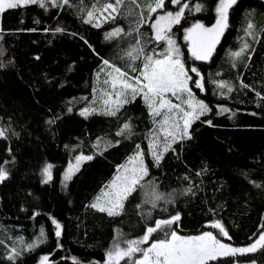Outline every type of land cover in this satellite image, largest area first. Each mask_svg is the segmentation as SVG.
I'll return each instance as SVG.
<instances>
[{"label":"trees","instance_id":"obj_1","mask_svg":"<svg viewBox=\"0 0 264 264\" xmlns=\"http://www.w3.org/2000/svg\"><path fill=\"white\" fill-rule=\"evenodd\" d=\"M182 2L190 7L200 3L203 10H185L170 34L192 77V92L211 112L195 121L191 139L173 143L158 165L149 148L155 123L141 96L121 106L115 115L89 111L84 116L81 112L92 102L98 76L105 68L119 67L138 75L129 65L140 69L143 58L132 62L128 51L138 40L149 54L161 47L163 42L157 45L151 40L150 25L158 15L175 12L178 6L166 0V8L140 27L143 36L134 29L138 14L147 17L148 13L140 8L130 15L127 4L119 15L113 14L115 19L99 27L93 26L95 20L84 22L97 0H70L62 7L32 4L0 13V130L5 132L0 137V167L7 172L0 182V264H40L43 256L49 257L47 264H73L74 260L105 264L118 238L139 239L154 220L174 214L181 219L168 231L218 235L210 227L218 220L231 236L230 240L219 238L232 246L249 245L264 232V99L256 95L264 97V0H237L229 10L228 27L207 61L192 57L184 34L197 22L211 27L218 0ZM249 22L255 26V39L245 32ZM58 27L64 31L56 32ZM117 28L123 30L120 35L106 38ZM245 42L250 45L247 53L239 59L232 57ZM201 77L203 88H196L193 81ZM220 82H227L232 90L221 89ZM221 108L230 111L221 114ZM209 120L211 125L206 123ZM126 123L131 134L117 135ZM137 145L148 169L141 182L146 187H137L118 215L91 207L117 169L135 155ZM227 149L239 154L240 160L234 161ZM82 154L93 159L82 161L65 181L69 164ZM49 164L50 179L45 182L43 169ZM153 184L166 198L157 201L155 208L146 202L152 198ZM53 218L62 225L59 238ZM41 228L44 242L27 248ZM164 238L163 232H157L151 242ZM13 250L19 252L14 260L9 259ZM251 261L264 264V250L212 264Z\"/></svg>","mask_w":264,"mask_h":264},{"label":"snow or ice","instance_id":"obj_2","mask_svg":"<svg viewBox=\"0 0 264 264\" xmlns=\"http://www.w3.org/2000/svg\"><path fill=\"white\" fill-rule=\"evenodd\" d=\"M69 2L70 0H0V13L7 9H16L32 4L46 7V4L50 3L53 7H62L68 5ZM170 2L178 6V10L175 12L167 11L163 15H158L150 25L153 33L151 40L155 41L157 45L163 42L165 44L164 50L156 52L153 49L152 54H149L145 45L138 40L136 46L130 49L127 55L132 62L143 58V67L137 69L134 64L129 65L131 72H138V75H129L127 71H122L119 67H113V71L108 73V79L104 81L105 84L110 85L111 91L106 92L104 95L107 98L102 100L103 114L115 115L121 106L134 101L138 95L142 97L149 109V114L154 117V123L158 125L159 134L153 136L149 145L150 152L157 165L163 158L164 152L170 150L173 143L185 138L191 139L190 129L192 124L199 120L201 116L211 112L207 104L196 99L189 87L192 77L185 68L175 38L170 34L173 26L179 24L182 20L185 10L200 12L203 10V5L196 3L193 7H190L189 3L182 2V0H170ZM236 3L237 0H218L215 7L216 20L211 27H206L204 24L197 22L185 29L184 39L189 44L188 50L195 60L207 61L211 58L215 46L228 27L229 10ZM126 4L129 6L130 15H136L135 9L140 8L148 13L147 17L143 15V12L138 14L139 19L134 30L140 36H143L139 32L143 23L146 20H151L153 13L166 8V0H107L103 4H100L97 0V4L86 12L87 19L84 22L93 23V20H95L93 26L99 27L101 22L115 19L116 15L120 14L121 8ZM97 13L99 15H96ZM104 13H107V15L105 16ZM254 27V24L249 22L245 29L246 34L253 39L256 38ZM55 31L62 32L64 30L58 27ZM122 31V29L117 28L108 33L106 38L118 36ZM249 47L250 45L245 42L240 51L231 53V56L239 59L247 53ZM103 63L112 67L108 60H104ZM191 71L197 77H200L201 74L196 68H192ZM202 79L203 77L193 81L196 88H203ZM218 87L221 89L227 87L229 92L232 90L231 85L227 82H220ZM242 87L247 88L248 85L242 84ZM256 95L264 99L260 93L257 92ZM113 97L115 98L113 99ZM169 97H174L179 102L173 103ZM89 111H96V109H85L81 115H85ZM228 111L230 110L227 108H221L220 110L221 114ZM155 117H161V119L157 121ZM206 123L211 125L210 120ZM125 132L131 134V126L127 123L117 135H124ZM160 134L163 136L162 141L160 140ZM4 135L5 132L0 130V137ZM96 146L99 148L100 143L98 142ZM74 159L75 164L70 163L68 171L64 174L65 181L71 179L74 171L79 169L82 161L91 160L93 157L82 154ZM51 167L49 164L43 169L45 182L50 179ZM121 168L123 172H121V169H117L118 174L111 184L106 186L108 190L102 191L101 196H98L96 202L91 205L100 212H106L109 216L120 214L124 201L136 191L137 187H146L141 182L148 175V169L144 164L143 152L139 150V145H137L135 155L129 158L128 164L122 165ZM6 178V170L0 167V182ZM187 191H191V189ZM151 197L146 202H150L153 208L157 206V201L166 199L156 192L154 184L151 186ZM180 219L179 214H174L166 219H156L153 226H148L145 234L139 239L118 238L112 250L107 252L105 264H120L121 261H126V264H212V262L226 257H235L237 254L243 255L264 250V232H261L246 247H233L224 243L219 237L230 240L231 236L225 226L218 220L210 225L211 228L217 230L218 235L208 231L201 235L182 236L178 235L175 230L168 231ZM51 223L55 226V236L59 238L62 234V225L54 218ZM157 232H163L165 238L153 241L148 247H141V245L147 244L153 234ZM45 239L44 229L41 228L37 240L26 245V247L29 249L37 247ZM13 251L14 255L9 256V259L12 260L15 259L16 255H19L18 251ZM48 260V256H43L40 259V264H47ZM73 264H78V262L74 260ZM249 264H255V261H251Z\"/></svg>","mask_w":264,"mask_h":264},{"label":"rangeland","instance_id":"obj_3","mask_svg":"<svg viewBox=\"0 0 264 264\" xmlns=\"http://www.w3.org/2000/svg\"><path fill=\"white\" fill-rule=\"evenodd\" d=\"M163 14H165V13H162V14H160V15H163ZM104 15H107V13H105ZM176 40V39H175ZM164 48H165V44L163 43L162 44V46L161 47H159V48H157V49H155L156 50V52H161V51H163L164 50ZM152 54V53H151ZM107 67V66H106ZM186 68V67H185ZM187 70V69H186ZM113 71V69L111 68V69H109V68H105L102 72H101V74L98 76V79H97V82H96V92H95V96L93 97V100H92V102L90 103V105L86 108V109H96V111H99V112H103V110H102V100L103 99H105V98H107L104 94L106 93V92H109V91H111V88H110V85H107V84H105L104 83V81L106 80V79H108V73H110V72H112ZM190 87V86H189ZM115 97H113V99H114ZM171 100H172V102L173 103H178L179 101H177L174 97H169ZM197 99V98H196ZM197 100H199V99H197ZM201 101V100H200ZM90 107V108H89ZM84 111V110H83ZM82 113V112H81ZM84 116H89L88 115V113H86ZM153 117V116H152ZM161 119V117H155V120H160ZM153 120H154V117H153ZM157 134H159L158 133V125L155 123V127H154V129H153V132H152V134H151V139L153 138V136L154 135H157ZM160 140L162 141L163 140V136H162V134H160ZM161 150H162V148H161ZM228 150V153H229V155L231 156V158L234 160V161H238V160H240V156H239V154H237L235 151H232V150H229V149H227ZM72 164H75V159H74V161H73V163ZM128 164V162L126 163V164H124V165H127ZM145 164V163H144ZM121 169V172H123V169L122 168H120ZM68 170H66V172H67ZM76 171V170H75ZM74 171V172H75ZM118 174V173H117ZM43 179L45 180V174H43ZM111 184V183H110ZM109 184V185H110ZM106 190H108V189H104L103 191H106ZM102 193V192H101ZM100 196H101V194H100ZM178 235H180V234H178ZM182 236H195V235H182ZM224 242V241H223ZM151 239L149 240V242L147 243V244H145V245H141V247H148V246H150L151 245ZM225 243V242H224ZM227 244V243H226ZM114 245V244H113ZM250 245V244H249ZM123 246V245H122ZM232 246V245H231ZM246 246H248V245H245V246H233V247H246ZM112 248H113V246H112ZM112 248L110 249V250H112ZM248 254H250V253H248ZM237 255H241V254H237ZM243 255H245V254H243ZM124 261H121L120 262V264H122Z\"/></svg>","mask_w":264,"mask_h":264}]
</instances>
